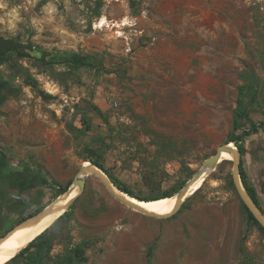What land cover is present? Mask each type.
Returning a JSON list of instances; mask_svg holds the SVG:
<instances>
[{
	"label": "rangeland",
	"instance_id": "374dc122",
	"mask_svg": "<svg viewBox=\"0 0 264 264\" xmlns=\"http://www.w3.org/2000/svg\"><path fill=\"white\" fill-rule=\"evenodd\" d=\"M0 12L21 24L0 49L66 61L49 68L13 50L1 69L15 90L0 104V145L45 176V205L90 157L142 196L178 194L230 142L242 87L248 117L264 121V0H11ZM259 162L244 167L264 207ZM232 167L219 163L160 217L89 175L52 231L51 259L69 239L86 243L88 261L73 264H264V233L249 223Z\"/></svg>",
	"mask_w": 264,
	"mask_h": 264
},
{
	"label": "trees",
	"instance_id": "16d2710c",
	"mask_svg": "<svg viewBox=\"0 0 264 264\" xmlns=\"http://www.w3.org/2000/svg\"><path fill=\"white\" fill-rule=\"evenodd\" d=\"M21 54L23 56H26V55L30 56L34 59L39 58L42 55L43 56L47 55V53H42L40 56H35V55H32V53L28 50L26 53H21ZM50 60H51V63H55V64L66 63V61H63L61 59H50ZM79 61H80V64L78 65H85V64L92 65V66L95 65L91 61H85L83 59L81 60L79 59ZM70 62L72 64L73 63L76 64L78 60L74 59V60H70ZM248 90H249V94L252 95V98L257 99L258 86L255 82L251 83L248 86ZM245 94H247L246 88L242 87L240 89V95L238 97L239 107L237 110V116L234 121L233 130L229 137V140L234 141L236 145L243 151V153L245 150V142L247 138L254 133H258L261 129H264V121H255L252 118L248 117L246 107H245V99H244ZM5 100H6V97L0 98V104L3 103ZM92 107L104 119V112L101 110V108H99V106H97L96 104H93ZM242 118H246V121L244 123L240 122V119ZM247 124L248 126H246ZM88 160L94 164H97L100 168H102L119 189H121L122 191L128 193L129 195L135 198H138L141 200H156V199L164 198V197H172L177 192V190L176 191L166 190L154 196H142L138 194L135 190H133L132 187L124 184L121 180H119L109 169L105 168L102 165V163L99 161V159L90 157ZM241 176H242V179L248 191L252 195V197L261 207H263L260 201V194H259L258 189L256 188V186L252 185L250 181L248 180V173L244 167V160H242L241 162ZM230 183L234 187V182L232 179L230 180ZM69 185L70 184H67L65 186H60L58 188V192L56 196L67 191L69 189ZM188 199L189 198H186L184 204L186 203ZM243 206L247 212L249 223L256 225L264 233V228L261 226L258 220L254 217L252 212L247 208V206L244 203H243ZM44 207H45V204L40 205L34 213L40 211ZM34 213H30V215ZM66 215H67V212H65V214H63L53 226L49 227L45 232H43L40 236H38L35 240H33L27 247L23 248L18 253L17 256H15L12 260L7 262L6 264H73L74 262L83 263V262L88 261V257L86 255V243L84 241H80L74 244L69 239H68L69 247L66 249L64 256L61 259L56 260V261L51 259L50 253L55 244V236L52 233V231L56 228L58 223L66 217ZM151 254H152V249L150 248L149 255L151 256Z\"/></svg>",
	"mask_w": 264,
	"mask_h": 264
},
{
	"label": "water",
	"instance_id": "95a60500",
	"mask_svg": "<svg viewBox=\"0 0 264 264\" xmlns=\"http://www.w3.org/2000/svg\"><path fill=\"white\" fill-rule=\"evenodd\" d=\"M231 143H232V145H231ZM224 150H230L232 155H233V160H232L233 161L232 180L234 182V187H235L236 192L238 193L241 201L247 206V208L252 212L254 217L258 220V222L264 228V208L261 207L255 201V199L252 197V195L248 191V189H247V187H246V185H245V183H244V181L242 179V176H241V162L243 160V151L236 145V143L234 141H230V142L221 144L217 148L215 153H213L211 156H209L208 158L205 159V161L203 162V165L199 169V171L186 183V185L179 191V193L176 194V196H177L176 197V206H175V209L173 210V212H171L169 215L174 214L175 212H177L181 208L182 204L185 201L186 194L191 189L193 184L195 182H197L205 173L208 176V174H210L215 169V167L219 163H221L220 160H221V156H222V153H223ZM91 174L97 175L101 179V181L106 185V187L110 190V192L112 194H114V196H116L123 203H125L126 205L132 207L133 209L136 208L138 210L143 211V209L140 206H138L137 204H135L129 197H127V196H125L123 194H120V193H116V192H114V191H112L110 189V181H109L110 177L97 164H92L91 163V167L88 168V169L83 166V168L81 169L79 175H77L73 179L71 187L73 185L80 186L81 187V193H82L84 191L85 187H86L87 178ZM112 183H113V181H112ZM71 187H69V189ZM67 191H65V192L61 193L60 195L56 196L53 200H51L49 203H47L45 205V207L42 208L40 211H38V212H36V213H34V214L22 219L20 222H18L14 226H12L10 229H8V230L4 231L2 234H0V245L8 238V236L13 234L16 230H19L20 228H24V227H27V226H31V225L35 224L40 218L44 217L45 215L62 210V208L57 206V202H58L60 196L65 194ZM124 193H126V192H124ZM126 194H128V193H126ZM78 196H76L66 206L67 209L74 203V201L76 200V198ZM128 196H129V194H128ZM147 214L149 216H156V217L158 216L157 214L152 213V212H148ZM169 215H166V216H169Z\"/></svg>",
	"mask_w": 264,
	"mask_h": 264
},
{
	"label": "bare ground",
	"instance_id": "6f19581e",
	"mask_svg": "<svg viewBox=\"0 0 264 264\" xmlns=\"http://www.w3.org/2000/svg\"><path fill=\"white\" fill-rule=\"evenodd\" d=\"M105 22L107 23L109 21L105 20ZM116 24L117 23H114V25ZM225 160L228 161L233 160V155L230 150L223 151L220 162ZM83 165L87 169L91 167V163L89 161H85ZM206 176L207 174L205 173L197 182L193 184L191 189L186 194L185 199L188 197V195L193 194L197 189L201 187L202 182ZM109 181H110V189L116 193H120L129 197L135 204H137L143 209V211L139 210L140 212H144V213L152 212L157 214L158 215L157 217H160V216L169 215L175 209L176 197H177L176 195L172 197H164L150 201L141 200L130 195L128 196V194L118 189V187L114 183H112L110 178ZM80 193H81V187L78 185H73L65 194L60 196L57 202V206L62 208V210L47 214L44 217L40 218L35 224L24 228H20L19 230H16L13 234L8 236V238L0 245V264H6L10 260H12L15 256L18 255V253L21 251L22 248L28 246L30 242L35 240L49 227L53 226L58 221V219L63 214H65L67 210L66 206Z\"/></svg>",
	"mask_w": 264,
	"mask_h": 264
},
{
	"label": "flooded vegetation",
	"instance_id": "af4514ba",
	"mask_svg": "<svg viewBox=\"0 0 264 264\" xmlns=\"http://www.w3.org/2000/svg\"><path fill=\"white\" fill-rule=\"evenodd\" d=\"M13 50L17 53L27 52V49L20 45L15 49L13 46L5 45L4 49H0V66L10 62L8 56ZM35 60L37 63H41L42 66H49V68L57 65L51 63V60L43 55ZM2 75L3 74H1V76ZM14 90V85L10 84V75L4 74V77L0 79V98H8L12 95ZM256 170H258L259 179L264 181V150L262 151V161L259 162V166H257ZM18 176L19 170L12 164L10 155L7 153L6 149L2 148L0 145V234L10 229L22 219L28 217L30 213H34L38 209V207H36L30 211L26 210L27 208H31V206L18 209L17 205H13L9 202L10 198L27 191V185Z\"/></svg>",
	"mask_w": 264,
	"mask_h": 264
},
{
	"label": "crops",
	"instance_id": "0c3cea01",
	"mask_svg": "<svg viewBox=\"0 0 264 264\" xmlns=\"http://www.w3.org/2000/svg\"><path fill=\"white\" fill-rule=\"evenodd\" d=\"M17 21L18 20L16 19L9 18L6 13L0 12V40L4 39L9 34L16 33L15 31H17L21 25ZM6 45L9 46L10 44ZM3 65L0 66V79L4 77V74H6L1 72ZM1 74L3 75L1 76ZM10 84H12L11 77ZM263 138L264 129H261L258 133H254L247 138L243 154L244 163H246V161L250 163L252 156L256 161L258 159L259 161H262V151L264 150V146L261 141ZM11 162L15 168L19 170L18 177L27 185V191L25 193L19 194L18 196L10 198L9 202L13 205H17V207H19L18 209L31 206V208L26 209L29 211L39 207L40 205H44L43 198L40 196V194L43 193V190L38 191V188H42L39 186H44V181H46L45 176L28 164H19V162H13L12 160Z\"/></svg>",
	"mask_w": 264,
	"mask_h": 264
},
{
	"label": "built area",
	"instance_id": "2783aa9c",
	"mask_svg": "<svg viewBox=\"0 0 264 264\" xmlns=\"http://www.w3.org/2000/svg\"><path fill=\"white\" fill-rule=\"evenodd\" d=\"M10 1L11 0H0V11H3L4 9H6L7 6L10 4ZM100 20H99V22H100Z\"/></svg>",
	"mask_w": 264,
	"mask_h": 264
}]
</instances>
